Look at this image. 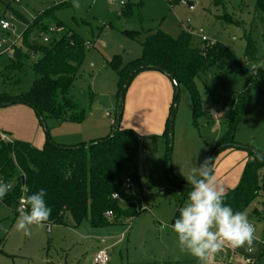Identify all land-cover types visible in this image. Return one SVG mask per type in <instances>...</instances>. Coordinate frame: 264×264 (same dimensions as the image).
I'll list each match as a JSON object with an SVG mask.
<instances>
[{"label": "rangeland", "instance_id": "374dc122", "mask_svg": "<svg viewBox=\"0 0 264 264\" xmlns=\"http://www.w3.org/2000/svg\"><path fill=\"white\" fill-rule=\"evenodd\" d=\"M187 1L195 6L183 0H0V17H7L12 23L8 31L0 26V39L7 37L9 43L16 42L26 25L30 26L41 13L52 9L50 16L43 18L45 24L51 27L62 22L63 27H57L58 32L77 33L89 43L69 92L79 110H84L85 118L80 122L45 118L43 124L32 107L34 119L22 110L17 111L14 105L1 107L0 138L5 141L8 137L2 135L7 134L42 148L49 135L57 144L74 146L87 145L111 134L114 122L119 120L121 83L109 62L115 56H120L123 64L139 58L144 36L149 31L160 29L173 38L188 31L199 46L221 42L250 68V72L233 67L220 73L216 66L210 65L200 73L196 87L203 114L198 117L197 125L192 119L191 94L181 85L170 144L156 131L158 114L151 122L148 106L142 104L140 107L139 101L130 99L128 87L119 126L134 131L140 145L138 158L122 173L121 179L125 183V178L133 174L136 179L131 184V193L144 191L141 205H136L138 213L128 218L105 215L111 223L99 227L92 226L88 220L75 225L67 214L64 224H50L51 231L47 230V225L43 229L33 227L31 236H25L14 228L19 213L0 201V238L4 240L0 264H95L94 254L102 247L110 253L108 264H198L195 258L179 249L171 227H164L172 224L183 206L182 189L174 179L187 183L185 177L191 170L211 158L213 148L230 122L232 101L241 96L245 97V104L234 140L264 153V14L256 8L258 0H224L222 5H216L215 0ZM21 15L29 23H24ZM125 30L144 34L134 39L127 36ZM31 36L32 42H44L36 30ZM202 36L208 41H203ZM248 38L255 42L260 52L254 63L245 56ZM32 59L36 61L38 56ZM24 78L19 87L11 88L8 84L7 90L12 89L14 93L29 90L36 75L28 69ZM213 97L228 98L231 104L215 102ZM227 151L232 154L218 153L213 164L218 170L234 163L225 185L229 192L234 188L232 179L241 171V153L247 151L235 147ZM118 203L121 209L129 206L121 201ZM263 206L264 191L244 211L255 226L259 240L264 238V217L255 210ZM252 249L254 253L249 254L246 247L238 248L235 257L238 259L243 253L254 257L256 264L261 244H254ZM212 262L232 264V258ZM259 264H264V256Z\"/></svg>", "mask_w": 264, "mask_h": 264}, {"label": "trees", "instance_id": "16d2710c", "mask_svg": "<svg viewBox=\"0 0 264 264\" xmlns=\"http://www.w3.org/2000/svg\"><path fill=\"white\" fill-rule=\"evenodd\" d=\"M214 2L216 5H222L224 0ZM8 7L10 8L9 4ZM256 8L264 14V0H258ZM14 13L17 14L15 11ZM51 13L52 9L44 11L32 23L24 20L30 26L27 25L24 30L22 44L17 48L15 57H0V84L2 83L3 87L0 89V108L26 104L36 111L43 124L45 118L80 122L85 118V112L79 110L69 92L83 63L87 43L77 33L69 31H57L47 42H32L33 31H48L50 25L45 24L43 18H48ZM224 18L227 20L228 17ZM55 24L56 27H63L62 22ZM125 33L134 39L144 34L134 30H125ZM259 53L255 42L248 38L245 56L254 63L258 61ZM34 55L38 56L36 61L32 59ZM109 65L120 77L119 93H122L119 120L114 122L111 134L87 145L62 146L55 143L47 133L48 138L42 148L19 139L5 141L0 138V180L12 185V189L2 200L6 206L18 213L20 198L25 195L21 187L27 184L30 192L46 189V203L52 209L48 225L64 224L67 214L75 225L88 220L94 227L111 223L105 216L108 211L116 218L135 216L138 206L141 205L140 198L145 196L144 191L135 190V195L127 192L121 175L138 158L140 141L134 131L119 126L123 97L133 79L142 72L157 70L167 75L171 81L176 80L179 87L186 86L192 97V119L197 125L198 117L203 114L201 98L196 87V78L200 73L210 65L216 66L220 73L233 67L250 72V68L221 42L199 46L188 31H182L177 38H173L160 29L146 33L139 58L123 64L120 56H115ZM28 69L36 75L30 89L19 93H14L12 89L7 90L9 85L11 88L19 87L24 82ZM178 97L179 95L175 96L174 88V97L163 133L168 144L173 137ZM213 99L224 105L228 102L231 104L228 98ZM232 102L228 116L230 122L226 132L213 148L211 160L214 163L217 154L230 147L247 151L248 160L240 180L232 190L226 192L225 197V203L234 211H245L264 191V153L242 146L234 140L245 97L241 96ZM129 176L132 184L136 178L133 174ZM174 182L182 189L183 205L190 186L188 183H178L176 179ZM114 193L119 195V199L113 198ZM119 201L129 206L121 209ZM255 212L263 218L264 206ZM178 215L179 211L175 218ZM3 242L0 238V252Z\"/></svg>", "mask_w": 264, "mask_h": 264}, {"label": "clouds", "instance_id": "9594fccd", "mask_svg": "<svg viewBox=\"0 0 264 264\" xmlns=\"http://www.w3.org/2000/svg\"><path fill=\"white\" fill-rule=\"evenodd\" d=\"M185 178L190 186L187 199L174 222L164 225L171 227L179 249L195 258L198 264H212L214 257L225 248L251 250L257 239L256 228L246 212L234 211L225 203L226 189L217 179L211 158L194 167ZM11 189V184L0 180V201ZM21 191L25 195L20 198L14 228L31 236L33 227L43 229L48 225L52 209L46 203V189L30 192L24 184Z\"/></svg>", "mask_w": 264, "mask_h": 264}, {"label": "crops", "instance_id": "0c3cea01", "mask_svg": "<svg viewBox=\"0 0 264 264\" xmlns=\"http://www.w3.org/2000/svg\"><path fill=\"white\" fill-rule=\"evenodd\" d=\"M22 20L27 21L26 18H24L23 15H21ZM24 21V23H25ZM130 89V93L131 97H129L130 95H128V97L130 99H134V102H138L140 103V107L142 106V104H145L146 106H148L147 108V113L150 116L151 122L154 121V115L158 114V121H157V133H163L165 131L166 128V122H167V118L169 116L170 113V108H171V104L173 101V97H174V84L171 81V79L165 75L164 73L157 71V70H150V71H145L142 72L140 74H138L133 81L131 82L128 90ZM129 99V100H130ZM13 106V105H10ZM14 106H16L15 108L17 111H23L29 114V117L34 119V115L31 112V107L26 105V104H14ZM7 107V106H6ZM33 110V108H32ZM34 120H32V123L34 124ZM29 128V127H28ZM16 135H21L16 133ZM2 136H7L8 140L11 139L12 137L5 134ZM164 137V136H163ZM165 138V137H164ZM13 139V138H12ZM45 143V142H44ZM228 148L225 149L224 151H222V154L224 152H227V154H232L229 153ZM243 158V159H242ZM241 171L240 174L233 178H235L234 180L232 179L231 181V185H233L234 187L238 184L240 177L242 175V172L244 170L245 164L248 160V154L247 153H241ZM234 163L232 162L229 165H226L224 167H220L218 170L215 169V174L217 176V179L225 186L228 184L229 182V178L227 177L228 172L232 169V167ZM223 166V165H222ZM47 230H48V225H47ZM50 231H51V226H50ZM264 236V235H263ZM102 243H104V241H102ZM256 244V243H255ZM99 249H106V248H98ZM96 250V251H97ZM238 251L237 249H232V248H225V250L219 254H217L213 260L218 259V262L220 261H225V259L227 257L230 256V258H232V264H246L244 262V257L245 254L241 253V255L238 256L236 252ZM240 253V252H239ZM264 256V247L261 245V250L259 251V253H257V263L259 264V262L261 261L262 257ZM212 264H219V263H214L212 262ZM223 264V263H221Z\"/></svg>", "mask_w": 264, "mask_h": 264}, {"label": "built area", "instance_id": "2783aa9c", "mask_svg": "<svg viewBox=\"0 0 264 264\" xmlns=\"http://www.w3.org/2000/svg\"><path fill=\"white\" fill-rule=\"evenodd\" d=\"M14 1L15 2H19V0H14ZM14 16L15 15L13 13H11V17L14 18ZM0 26H1V29L3 31H8V30L11 29L12 23L7 19V17H1L0 18ZM26 28H27V25H26ZM57 31H58V29H57L56 26H51V27H49L47 32L46 31H42L39 34H40L41 37H43V41L47 42V41H49V39H50V37L52 35H55L57 33ZM200 32H202V30H200ZM23 33L24 32H22V34L18 37V39L14 43H9L7 41L8 40L7 37H2L0 39V57L1 56H7V57H11V58L15 57L17 48L20 47L21 44H22L21 41L23 39ZM202 40L203 41H208L206 36H202ZM87 44H89V43H87ZM124 187H125V190L127 192L133 191L131 189V179H130V177H126L125 178ZM113 198L114 199H119V195L117 193H114L113 194ZM105 215L106 216H111L112 212L108 211ZM48 231H50V225H48ZM255 243H260L264 247V238L261 239V240L256 239L254 241V244ZM248 252H249V254H253L254 253L252 248ZM93 261H94L95 264H108L109 261H110V253H109V251L107 249H99V250H97L96 253L94 254ZM244 262L246 264H255L256 260L252 256L245 255Z\"/></svg>", "mask_w": 264, "mask_h": 264}, {"label": "water", "instance_id": "95a60500", "mask_svg": "<svg viewBox=\"0 0 264 264\" xmlns=\"http://www.w3.org/2000/svg\"><path fill=\"white\" fill-rule=\"evenodd\" d=\"M184 2H186L188 5L190 6H195V3L193 2H190V1H187V0H183ZM173 84H174V88H175V96H178L179 95V91H180V87H179V84L176 80H172ZM122 94V93H121ZM176 107V105H175ZM172 141V140H171Z\"/></svg>", "mask_w": 264, "mask_h": 264}]
</instances>
